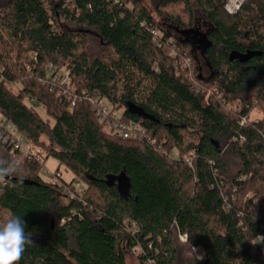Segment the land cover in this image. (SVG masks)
Masks as SVG:
<instances>
[{
	"label": "trees",
	"instance_id": "obj_1",
	"mask_svg": "<svg viewBox=\"0 0 264 264\" xmlns=\"http://www.w3.org/2000/svg\"><path fill=\"white\" fill-rule=\"evenodd\" d=\"M226 2L0 0V120L44 151L21 161L23 184L0 186V209L35 244L19 264H127L135 250L138 264H264V0L233 15ZM64 72L69 95L50 91ZM83 93L121 111L134 139L105 131ZM60 166L73 181L55 177ZM74 183L84 189L68 199Z\"/></svg>",
	"mask_w": 264,
	"mask_h": 264
},
{
	"label": "built area",
	"instance_id": "obj_2",
	"mask_svg": "<svg viewBox=\"0 0 264 264\" xmlns=\"http://www.w3.org/2000/svg\"><path fill=\"white\" fill-rule=\"evenodd\" d=\"M244 0H227L224 5V10L227 14L233 15L238 12ZM152 35L155 37L157 33L152 31ZM52 69V68H51ZM57 88V93L66 95L70 93L71 87L69 86L68 73L64 72L61 77H54L52 79V84L50 87V91ZM69 95V94H68ZM85 100L90 104L92 111L99 121L100 124L103 125L105 131H107L111 136L122 137L123 139H134L135 135L131 132L135 129L133 125H125L118 121V116L115 113L111 112V106L108 102L101 97L99 94L95 93L92 96L85 97ZM70 102V107H74L75 103L78 101L76 97H67ZM0 143L2 146H7L10 149L11 154L22 155L25 158L35 161L37 163H41L42 158L44 157V151L39 147H34L32 143L27 142L23 139V137L18 134L15 129L7 123H3L0 120ZM49 174V173H48ZM53 176V174H52ZM55 177L59 178L58 173L55 174ZM54 178V176L52 177ZM78 187V183L74 184V188ZM74 189L72 192H68V199H73L75 196ZM180 242H186L187 238L185 235L179 236ZM259 241V240H258ZM264 248V243H263Z\"/></svg>",
	"mask_w": 264,
	"mask_h": 264
},
{
	"label": "clouds",
	"instance_id": "obj_3",
	"mask_svg": "<svg viewBox=\"0 0 264 264\" xmlns=\"http://www.w3.org/2000/svg\"><path fill=\"white\" fill-rule=\"evenodd\" d=\"M23 184L25 175L22 162L14 158L0 157V186L12 184L13 179ZM13 186H15L13 184ZM22 217L9 213L0 217V264H19L29 246H34L32 234L25 231ZM259 243L264 236L258 237Z\"/></svg>",
	"mask_w": 264,
	"mask_h": 264
},
{
	"label": "rangeland",
	"instance_id": "obj_4",
	"mask_svg": "<svg viewBox=\"0 0 264 264\" xmlns=\"http://www.w3.org/2000/svg\"><path fill=\"white\" fill-rule=\"evenodd\" d=\"M158 2V0H142L143 5L148 8L150 11L153 10L154 5ZM193 10H194V14H195V29L198 33H204L206 30V22L204 20V18L201 16V14L197 11V9L193 6ZM153 17L155 18L156 22L162 26L166 31H168V33H170L174 38H178L180 37L179 34H177L176 32H174L172 29H174V26L167 22L164 19H160L157 16H155L153 14ZM194 55L196 57V61H197V66L199 67V75L202 79H207L208 77H210V75L212 74L211 69L209 68V66L207 65L206 61L203 59L202 56V52L199 49H195L194 50ZM22 87L20 85H16L12 88L13 93H18V91L21 89ZM34 112L37 113L41 119H43V121H45V123L48 126H51L53 124V118L51 116H48L45 113V108L44 107H37L36 109H34ZM121 111L119 112H115L116 116H119ZM262 117L261 112L258 109H255L250 116V119L253 121H256L258 119H260ZM34 147L37 148L36 145L32 144ZM43 150V149H42ZM16 159L22 161L25 157L24 156H20V155H16L15 156ZM30 161V160H28ZM235 163L234 161L232 162V166H234ZM58 166V163L56 162V160H54L53 158L49 157L45 160V164H44V168L41 170L40 172V177L43 181L46 182H51L53 181V176L52 174L55 172L56 167ZM232 170V169H231ZM49 173V174H48ZM57 174V173H56ZM58 175L59 178L62 179L64 182H71L73 181L72 175L70 174V172H68L64 167L60 166L59 167V171H58ZM75 184V183H74ZM75 190H77L78 192H81L84 187L81 184H78V187L74 188ZM8 215L7 212L3 211L0 209V217H4ZM184 244V242H181ZM137 251H133L132 255L129 256L127 258V264H138L136 262V260L134 259V256L137 255ZM197 257L199 259L202 258V253L201 251L197 250L196 251Z\"/></svg>",
	"mask_w": 264,
	"mask_h": 264
}]
</instances>
